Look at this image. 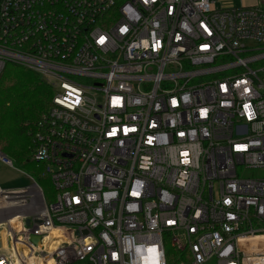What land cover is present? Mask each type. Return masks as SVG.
I'll return each mask as SVG.
<instances>
[{"label": "built area", "instance_id": "1", "mask_svg": "<svg viewBox=\"0 0 264 264\" xmlns=\"http://www.w3.org/2000/svg\"><path fill=\"white\" fill-rule=\"evenodd\" d=\"M218 1L0 0L55 190L0 186V264H264V0Z\"/></svg>", "mask_w": 264, "mask_h": 264}, {"label": "trees", "instance_id": "2", "mask_svg": "<svg viewBox=\"0 0 264 264\" xmlns=\"http://www.w3.org/2000/svg\"><path fill=\"white\" fill-rule=\"evenodd\" d=\"M53 96L52 86L26 67L7 64L0 77V151L16 168L28 172L45 195V188L52 185L45 165L34 158L33 132ZM168 251L174 252L170 244Z\"/></svg>", "mask_w": 264, "mask_h": 264}, {"label": "rangeland", "instance_id": "3", "mask_svg": "<svg viewBox=\"0 0 264 264\" xmlns=\"http://www.w3.org/2000/svg\"><path fill=\"white\" fill-rule=\"evenodd\" d=\"M258 0H219L216 3L217 7H224V6H242V5H252L257 3ZM2 165H6L5 163H0ZM9 169L2 168L0 169V186L2 188H15L16 184H21L24 186H30L33 182L32 180L25 174H21L16 169H13L11 166L8 167ZM34 172V171H33ZM28 173V172H26ZM30 176V175H29ZM32 177V176H30ZM33 178V177H32ZM52 185V183H51ZM54 187L48 186V188H45L46 195L45 198L48 201V199L54 198ZM47 196V197H46Z\"/></svg>", "mask_w": 264, "mask_h": 264}, {"label": "crops", "instance_id": "4", "mask_svg": "<svg viewBox=\"0 0 264 264\" xmlns=\"http://www.w3.org/2000/svg\"><path fill=\"white\" fill-rule=\"evenodd\" d=\"M8 167H10V165H2V164H0V169H2V168H6V169H9ZM13 169H16L18 172H20L21 174H25V175H27L30 179H31V177L28 175V174H26L25 172H23V171H21L20 169H18V168H16L15 166H11ZM32 180V179H31ZM32 182H33V180H32ZM23 187H26V186H24V185H21V184H16V187L15 188H11V189H18V188H23Z\"/></svg>", "mask_w": 264, "mask_h": 264}, {"label": "bare ground", "instance_id": "5", "mask_svg": "<svg viewBox=\"0 0 264 264\" xmlns=\"http://www.w3.org/2000/svg\"><path fill=\"white\" fill-rule=\"evenodd\" d=\"M0 230H1V228L3 227L2 226V224H0ZM0 246H3V235L2 234H0Z\"/></svg>", "mask_w": 264, "mask_h": 264}, {"label": "water", "instance_id": "6", "mask_svg": "<svg viewBox=\"0 0 264 264\" xmlns=\"http://www.w3.org/2000/svg\"><path fill=\"white\" fill-rule=\"evenodd\" d=\"M27 223H29V221H27ZM34 240H35L36 242H39V238H34Z\"/></svg>", "mask_w": 264, "mask_h": 264}]
</instances>
